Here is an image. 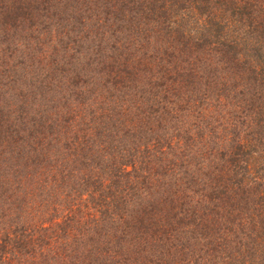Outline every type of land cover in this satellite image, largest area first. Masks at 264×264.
<instances>
[{
  "label": "trees",
  "instance_id": "16d2710c",
  "mask_svg": "<svg viewBox=\"0 0 264 264\" xmlns=\"http://www.w3.org/2000/svg\"><path fill=\"white\" fill-rule=\"evenodd\" d=\"M0 124V264H264V0H0Z\"/></svg>",
  "mask_w": 264,
  "mask_h": 264
},
{
  "label": "rangeland",
  "instance_id": "374dc122",
  "mask_svg": "<svg viewBox=\"0 0 264 264\" xmlns=\"http://www.w3.org/2000/svg\"><path fill=\"white\" fill-rule=\"evenodd\" d=\"M83 80H84V86H85V83H86V81L88 82V83H95V85H97V84H101V85H104L105 84V80L103 79V80H99V79H96V78H94V82L91 80V79H89V77H87V76H85V77H83ZM111 90V89H110ZM102 92H103V94H105L106 93V90H105V88L104 87H102ZM121 93V92H120ZM119 93V94H120ZM119 94H117V95H119ZM19 95H21V93H20V91H16L14 94H7V95H5V98H4V102L3 103H7V102H9V104L10 103H16L17 101H23V99H22V97H20ZM22 96V95H21ZM29 97H31V96H29ZM106 99L105 100H107V97H105ZM79 101H81V98L77 101V102H79ZM77 102L75 103L77 106H78V104H77ZM106 105H107V103H106ZM7 106H12V105H7ZM37 108H39V106H36ZM80 109L79 110H81L82 112H80L79 114H78V118H81L82 116H85L83 119H86V114L83 112V110H82V108L83 107H79ZM12 109L15 111V107L13 106L12 107ZM12 112V111H11ZM12 115V114H11ZM10 115V116H11ZM9 116V117H10ZM11 121V120H10ZM84 121L82 120V122L81 123H83ZM0 126H1V124H0ZM4 127H6V126H4ZM1 130H3L1 127H0V131ZM0 134H2V135H5V134H9L8 133V131H5V132H0ZM22 134H24V136H22L21 138H24V139H29V138H33V139H37L38 138V136L36 137V138H34L35 136H29V134H25L23 131L22 132H18L16 135L17 136H20V135H22ZM11 143H12V145H10L8 148L9 149H11V148H13L14 147V151L13 152H11V151H6L4 154H2V156H15V155H17L18 156V154L17 153H15V152H18V146H19V143L16 141H10ZM143 142V139H141V141L137 138V141H135V144L134 145H132V147L133 146H135V147H138L139 145H141V143ZM0 146H2V143H1V136H0ZM141 148H143L142 146H141ZM0 149H2V148H0ZM132 149V148H131ZM132 151L133 152H139V151H137V150H135V149H132ZM9 152V153H8ZM36 156V155H35ZM34 156V154H33V156L32 157H35ZM120 155L119 154H117V158H115L114 159V161L112 160V162H111V168H109L108 170H107V168H103L102 169V171H101V174H110V173H112V174H115L116 172L118 173V172H121V170H117L118 169V167L119 166H122V164L120 163L121 162V158L119 157ZM89 163H91L90 161H89ZM256 163H257V159H255V160H252L251 161V166H255L256 165ZM33 168H34V166H32V167H28V169L29 170H31V173L33 172ZM37 168V164L35 165V169ZM122 168H123V166H122ZM132 168L131 167H129L128 168V170H131ZM124 170V169H123ZM253 172H255V173H257V169H255V170H253L252 171V173ZM32 175H33V173H32ZM58 176L59 175H57L56 177L58 178ZM114 178H116L117 179V177L115 176H112L111 175V178H108V182H109V184H111L112 183V180L114 179ZM112 179V180H111ZM36 177H35V179L32 177V181L34 182V184L36 183ZM46 180H50V178H46ZM55 185H56V182L55 181H53V183L49 186V187H47V190H46V192L47 193H54L55 192ZM66 194H69L67 191H64V192H62V193H60V194H57V195H55V196H59V201H65L66 199H67V195ZM48 197V196H47ZM50 197V196H49ZM70 200V199H69ZM69 200L66 202L67 204L69 203ZM60 211L62 212L63 211V208H60ZM48 215L46 214V215H43V214H41V219L42 220H45V218L47 217ZM54 219L56 218V215H54V217H53ZM52 220V219H51ZM48 223L47 224H50L52 221H47ZM76 223L77 224H79V222H78V220H76ZM79 226V225H78ZM74 235H76V236H81V235H84V232H80V228L77 230L76 229V231L74 232Z\"/></svg>",
  "mask_w": 264,
  "mask_h": 264
}]
</instances>
